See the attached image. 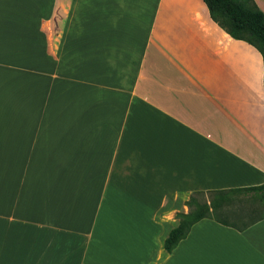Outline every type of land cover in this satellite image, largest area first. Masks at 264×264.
Here are the masks:
<instances>
[{
	"label": "crops",
	"instance_id": "obj_1",
	"mask_svg": "<svg viewBox=\"0 0 264 264\" xmlns=\"http://www.w3.org/2000/svg\"><path fill=\"white\" fill-rule=\"evenodd\" d=\"M263 182L261 55L202 0H0V264H264V216L162 248Z\"/></svg>",
	"mask_w": 264,
	"mask_h": 264
},
{
	"label": "trees",
	"instance_id": "obj_2",
	"mask_svg": "<svg viewBox=\"0 0 264 264\" xmlns=\"http://www.w3.org/2000/svg\"><path fill=\"white\" fill-rule=\"evenodd\" d=\"M210 18L229 36L247 42L262 58L264 89V14L253 0H202ZM264 200V182L258 185L191 192L184 201L187 212L176 213L177 224L162 240L169 252L188 232L192 223L201 218L243 230L260 220L264 213L254 206Z\"/></svg>",
	"mask_w": 264,
	"mask_h": 264
},
{
	"label": "rangeland",
	"instance_id": "obj_3",
	"mask_svg": "<svg viewBox=\"0 0 264 264\" xmlns=\"http://www.w3.org/2000/svg\"><path fill=\"white\" fill-rule=\"evenodd\" d=\"M254 206L264 213V200L255 202Z\"/></svg>",
	"mask_w": 264,
	"mask_h": 264
}]
</instances>
